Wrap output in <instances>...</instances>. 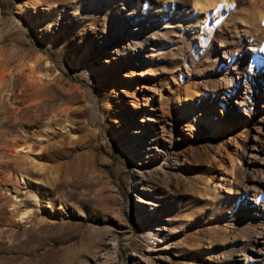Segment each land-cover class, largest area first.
<instances>
[{
    "label": "rangeland",
    "instance_id": "1",
    "mask_svg": "<svg viewBox=\"0 0 264 264\" xmlns=\"http://www.w3.org/2000/svg\"><path fill=\"white\" fill-rule=\"evenodd\" d=\"M194 1L0 0V264H264V95L216 56L264 77V53L243 59L264 49V0L200 29ZM30 77L51 97L21 118Z\"/></svg>",
    "mask_w": 264,
    "mask_h": 264
},
{
    "label": "bare ground",
    "instance_id": "2",
    "mask_svg": "<svg viewBox=\"0 0 264 264\" xmlns=\"http://www.w3.org/2000/svg\"><path fill=\"white\" fill-rule=\"evenodd\" d=\"M261 5H264V4H261ZM260 5V6H261ZM258 6V10H257V18L259 19V22L260 23H263L264 24V10H263V7L264 6ZM147 8L148 10L151 12V13H154L160 9H165V8H169L170 10L173 11V9H179L177 7V0H165L164 3H159V2H155L154 4H149L147 5ZM236 8V2L233 1V0H195L193 2V12L192 13H199L198 17H193L192 18V21L193 19L195 20H198V27L199 29L200 28H205V27H212L213 25H217L219 24L221 21L224 20V18H226L228 15H230L233 10ZM179 12V17H183L184 15H181L183 14V11H178ZM194 15V14H190V17ZM178 17V18H179ZM196 25V24H195ZM197 27V26H196ZM196 27H192L191 29H195V30H199L197 29ZM264 28V27H263ZM225 44V45H224ZM220 43V48L216 49V56L218 59H221V62L222 63H227L229 64L231 67H232V71H237V74H242L243 75V80L242 81H234V76L231 78V80H229L230 82L234 83L235 84V87H237L238 91H239V94H241L242 92L240 91H246L248 89H250L251 87L248 85V83L250 81H252V78H253V85L256 89H260L264 95V77L263 78H259L258 77V71L255 74L252 73L251 70L248 71H244L245 68L242 66V64L240 63L239 60H235L236 58L233 56V52L230 50V48L227 47V43ZM251 46H249V50H251L252 54H248L246 56V59L243 58L245 60V62L249 63V64H254L255 62L258 63V59L261 57L259 55V53H264V49L261 48L259 45H257V42H253L251 40ZM112 58H115L114 56H109ZM106 60L107 62L110 63V59H104ZM115 64V63H114ZM241 64V65H239ZM116 65V64H115ZM114 65V67H115ZM28 67L30 68V73L32 76H35L37 77V81L39 82H42V78L43 77H46L48 78L50 76L48 70L46 71H41V70H38L36 68V63L32 62L28 65ZM124 68V74L126 77H130L132 82H134L133 80H135L134 78V74H133V70L131 69V67H129L128 65H124L123 66ZM3 70H6L7 68H5L3 66L2 68ZM117 70L118 73H121L122 71V66H117ZM255 75V76H254ZM183 76V75H182ZM251 78V80H250ZM34 79V77H33ZM130 80V81H131ZM144 82V81H143ZM7 81L2 79L0 77V89L3 88L6 84ZM19 87H20V93L17 94L16 97H13L15 94H14V89H11L12 91V96H11V100H14V103L16 104V111H17V115L20 116L21 118H25L26 116V113L28 111L29 108H35L39 105H41L42 103H44L45 101H47V99L45 98L46 96H49L51 97V92L50 90H43L42 88H39L38 85L35 84V81L32 80V77H30L28 79V81H26V79H21L19 80ZM138 83V82H137ZM136 83V84H137ZM221 84V83H220ZM191 85H193V83H188L186 85V92L188 93V97L189 99L192 97V96H195V92L194 90H192L191 88ZM41 86V84H40ZM53 87V86H52ZM136 87L138 88L139 85H136ZM141 87V86H140ZM8 88V86H7ZM115 86H111V89H114ZM8 90V89H6ZM137 89L134 90V94H137ZM105 91H101L100 90V95L105 98ZM199 94V93H198ZM197 94V95H198ZM202 102V101H201ZM104 103L106 104V109H107V106L109 104V100L108 98H106L104 100ZM182 103V102H181ZM203 106H204V103H202ZM183 108V111H184V115L187 114V115H194V113L196 114L195 112V109H192V107H185V104H181ZM205 107V106H204ZM206 108V107H205ZM64 111H66V115H68V108H64ZM107 111V110H106ZM263 111V110H262ZM209 116H211L214 119L213 115H207L206 118H199L200 120H208L209 119ZM195 117H198V116H195ZM68 118V117H67ZM263 136H261V134L258 135V137L256 136V138L258 139V143H256L254 145V149L256 151H258V156L260 154H264V145L262 143L263 139H264V133H262ZM30 148H20V150H16V153H21V154H24L25 156H28L30 153ZM263 164V163H262ZM263 174H262V177H264V170H262ZM210 177H211V174L208 176L207 180H210ZM215 179H218L219 177L217 175H214L213 176ZM19 179L20 180H24V182H28L27 180V177L25 175H19ZM220 181L223 180L224 183L227 185V188L231 191L232 190V187L234 186L232 180L226 178V177H223V178H219ZM209 183V182H208ZM218 183V182H217ZM22 202H24L22 199H18V198H15V201L14 203L12 204V207L16 208V207H20L21 204H23ZM30 211H24V212H21L18 214V218L16 219V222L19 223V224H27L28 223V217H31L29 216Z\"/></svg>",
    "mask_w": 264,
    "mask_h": 264
}]
</instances>
